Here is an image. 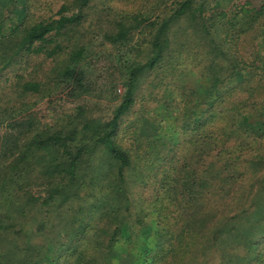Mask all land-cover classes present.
Segmentation results:
<instances>
[{
    "label": "trees",
    "instance_id": "trees-1",
    "mask_svg": "<svg viewBox=\"0 0 264 264\" xmlns=\"http://www.w3.org/2000/svg\"><path fill=\"white\" fill-rule=\"evenodd\" d=\"M8 185L0 264H264V0H0Z\"/></svg>",
    "mask_w": 264,
    "mask_h": 264
},
{
    "label": "rangeland",
    "instance_id": "rangeland-1",
    "mask_svg": "<svg viewBox=\"0 0 264 264\" xmlns=\"http://www.w3.org/2000/svg\"><path fill=\"white\" fill-rule=\"evenodd\" d=\"M98 25H101V24H98ZM101 28L109 29L110 27H109V24H107V26H102ZM107 47H108V42H105L104 49H106L107 51L113 50V49H110L111 47L110 48H107ZM117 90L119 93H121L123 91V88L119 86ZM115 102H116V97L113 91L110 90L108 87H106L105 91L104 92L102 91L98 96L88 95L86 97L81 96L78 98L76 97L74 99V104H80V103L87 104V105L97 104L99 107V110H101L102 112L110 110L112 107H114ZM12 190H13V187L10 185L6 186V188L3 190L4 195L0 198V219H5L7 217V214L9 213V209H11L9 192H12Z\"/></svg>",
    "mask_w": 264,
    "mask_h": 264
}]
</instances>
